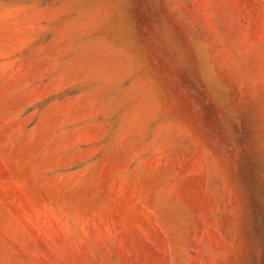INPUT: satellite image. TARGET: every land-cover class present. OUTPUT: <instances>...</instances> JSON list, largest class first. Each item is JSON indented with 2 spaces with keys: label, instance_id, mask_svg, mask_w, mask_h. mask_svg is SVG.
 <instances>
[{
  "label": "rangeland",
  "instance_id": "374dc122",
  "mask_svg": "<svg viewBox=\"0 0 264 264\" xmlns=\"http://www.w3.org/2000/svg\"><path fill=\"white\" fill-rule=\"evenodd\" d=\"M0 264H264V0H0Z\"/></svg>",
  "mask_w": 264,
  "mask_h": 264
}]
</instances>
